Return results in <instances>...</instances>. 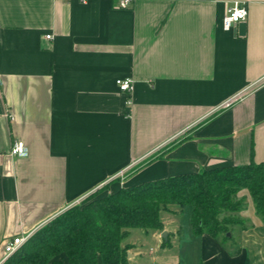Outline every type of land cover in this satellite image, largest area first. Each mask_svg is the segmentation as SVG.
<instances>
[{"label": "crops", "instance_id": "obj_1", "mask_svg": "<svg viewBox=\"0 0 264 264\" xmlns=\"http://www.w3.org/2000/svg\"><path fill=\"white\" fill-rule=\"evenodd\" d=\"M235 2L248 19L225 31ZM117 3L0 0V264L8 241L98 191L264 163V0ZM128 78L130 96L116 85ZM17 141L27 157L11 155ZM248 203L243 247L192 231L193 264H264ZM163 232L133 229L128 264H182Z\"/></svg>", "mask_w": 264, "mask_h": 264}, {"label": "trees", "instance_id": "obj_2", "mask_svg": "<svg viewBox=\"0 0 264 264\" xmlns=\"http://www.w3.org/2000/svg\"><path fill=\"white\" fill-rule=\"evenodd\" d=\"M243 191L264 223V163L168 177L115 193L98 191L38 230L3 264H128L132 247L125 243L133 229L163 232L162 214L188 207L193 234L225 245L230 227L250 229L241 216L248 209ZM163 246H171L169 237Z\"/></svg>", "mask_w": 264, "mask_h": 264}, {"label": "rangeland", "instance_id": "obj_3", "mask_svg": "<svg viewBox=\"0 0 264 264\" xmlns=\"http://www.w3.org/2000/svg\"><path fill=\"white\" fill-rule=\"evenodd\" d=\"M240 196L241 197L246 196L247 200L248 201L250 200V196L247 191H243ZM161 219L163 223L165 222L164 224H167L169 231L176 234L177 232L181 233L180 239L178 238L175 239L174 237H171L170 243L171 246L172 244L175 245V249L171 250L170 252L180 255L182 264H193V262L198 258L199 249L198 248L196 249L193 245H191L190 242H188L190 240L192 233V209L189 207L185 208L183 213H180L177 216H170L163 214L161 216ZM250 224L251 223L248 221V225ZM229 229L232 232L231 234L232 236L231 238H229V241L227 242L228 248L233 249L234 251H238L243 247L242 236L240 234L241 229L238 227H230ZM134 233H135L134 235H137L138 233H141V230H136ZM247 250L250 255H259V252H257L255 247L249 246Z\"/></svg>", "mask_w": 264, "mask_h": 264}, {"label": "built area", "instance_id": "obj_4", "mask_svg": "<svg viewBox=\"0 0 264 264\" xmlns=\"http://www.w3.org/2000/svg\"><path fill=\"white\" fill-rule=\"evenodd\" d=\"M87 0H82L85 3ZM134 0H118L117 6L119 9H129L132 7ZM248 7L244 3L235 2L232 6H230L224 17L223 28L225 31H230L235 28L238 24L245 22L248 19ZM50 39V37H47ZM116 85L120 89L121 92L130 96V93L133 89V80L131 78L128 79H119L116 81ZM132 104L131 100L128 99L127 105L130 106ZM226 106H230L227 104ZM11 155L19 158H25L28 156V148L25 143L21 141H17L14 143ZM30 237H18L13 239L12 241H8L5 244L4 251L6 254V259L12 256L14 253L18 251L20 247H22Z\"/></svg>", "mask_w": 264, "mask_h": 264}, {"label": "water", "instance_id": "obj_5", "mask_svg": "<svg viewBox=\"0 0 264 264\" xmlns=\"http://www.w3.org/2000/svg\"><path fill=\"white\" fill-rule=\"evenodd\" d=\"M231 236H232L231 233H228L227 237L231 238ZM162 238H163L164 242H167L168 241V233L167 232H163Z\"/></svg>", "mask_w": 264, "mask_h": 264}]
</instances>
